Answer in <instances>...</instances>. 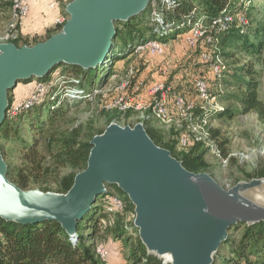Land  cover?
<instances>
[{
  "label": "water",
  "instance_id": "water-1",
  "mask_svg": "<svg viewBox=\"0 0 264 264\" xmlns=\"http://www.w3.org/2000/svg\"><path fill=\"white\" fill-rule=\"evenodd\" d=\"M151 0H73L62 30L33 46L0 44V127L9 92L65 65L83 71L102 65L117 39L118 23L141 15ZM87 168L65 194L23 190L10 181L0 147V217L24 226L55 221L75 236L98 198L117 186L135 206L134 226L148 253L171 264H214L238 224L264 223V179L225 190L208 173L188 171L159 147L143 123H112L91 140Z\"/></svg>",
  "mask_w": 264,
  "mask_h": 264
},
{
  "label": "trees",
  "instance_id": "trees-1",
  "mask_svg": "<svg viewBox=\"0 0 264 264\" xmlns=\"http://www.w3.org/2000/svg\"><path fill=\"white\" fill-rule=\"evenodd\" d=\"M166 1H159L158 10L164 22L160 33L155 32L150 4L149 8L141 15L128 22L116 25L117 39L106 61L97 69L83 71L75 66H60L64 67V74L79 79V83L76 86L79 90L86 93L87 99L93 94V89L97 88L100 84L102 75H105V78H112L119 71L123 70L124 66L132 60L134 47L138 44L150 40H158L164 44H168L172 39H176L179 36L183 37L184 34L189 32L192 25L209 24L214 19L228 14L236 16L244 15L248 19L249 24L247 26L235 24L227 31L212 32V36L217 39L214 47L220 50L216 56L222 59H233L239 51H246L248 57L259 56L261 53L262 46L256 45L249 35H247V30L250 26L249 11L251 0ZM7 5L10 7V4ZM65 16L69 17L67 13H65ZM262 20L264 21V19ZM259 25L260 27L257 28V31L264 34L262 31L264 26L261 23ZM62 28L63 26H57L48 31L49 35L46 40L60 32ZM14 43L21 47L25 45L33 46L39 43V41L32 43L29 40L20 38ZM120 44L124 46L120 47ZM209 47L207 46V48ZM205 48L206 45L200 42L194 49L202 52ZM238 64L241 65L242 62ZM234 66L226 65V69L222 71L221 75H215V77L219 86L222 87L225 84L227 88L235 89V92H220L216 94L210 88V85L209 91L212 95H216L227 101H233L240 107H224L222 110L203 113V115L210 119L216 116L233 119L234 116L239 114L256 113L260 120L264 121V101L260 98L262 72L256 70L259 63L256 60H249L239 67ZM58 68L45 78H34L22 83L26 85L30 83L49 85L52 82V75ZM184 84L185 81L177 85V89H182V94L186 98L192 99L193 95L187 89L188 85ZM91 87L92 89H90ZM215 88L217 90V86ZM14 90L9 92L11 106L7 113V118L0 127V147L9 167L8 177L10 181L23 190L40 189L44 192L67 193L72 188L76 175L87 168L88 159L93 147L91 140L94 136L87 139H79L80 133L76 132L72 135L74 137H64L61 140L56 139L54 141L52 139L48 140L49 148L54 149L55 147L56 149L55 151H49L50 160L57 163L58 169L70 170L68 174L59 177L61 175H56L52 172V166L48 163L49 158L41 150L40 140L43 139L47 130L54 129L63 121L67 114L66 106L70 104V100L65 98L60 88L51 86L48 92L40 96L37 103L29 107H25V104L30 96L23 98L19 103L21 108L18 113L12 115L11 108L15 100L12 97ZM34 91L35 86L31 93ZM74 102H78V100ZM40 107L43 108L42 115L39 116L38 114L35 119H32V112H39L37 108ZM115 114L121 116L119 113L115 112ZM127 114L130 115L131 112ZM18 121L27 125L33 137L30 143L23 144L26 151L23 165L15 168L9 163L7 152L1 144L2 142H9L14 133L18 134L14 129L15 123ZM143 124L148 135L156 145L171 151L172 155L181 161L188 171L194 173L206 172L209 166L204 159L206 149L203 150L204 146L202 144H195L189 146L188 149H182L179 146L182 136L181 131L174 133L166 141L157 132L148 129L145 123ZM36 133L40 138L36 136ZM217 135V131H212L213 139ZM226 146V140L218 143L220 154L223 158H227L229 155ZM52 175L59 177V180L53 183L57 186L55 190H52L53 188H51L50 183L47 181ZM114 194L122 197L125 207L123 210L109 212L108 206L111 204ZM130 215L135 216V206L121 189L113 186L108 187V193L100 196L92 210L86 215L83 221L87 223L86 234L80 228L83 222L79 224L77 233L73 237L68 235L61 224L55 221L24 226L9 222L0 217V264H102L95 253V242L100 239L102 231L109 229L115 239L125 242L124 248L127 249L125 253L126 264H164L162 259L148 253L139 237L138 229L134 226L135 217L132 219ZM128 217L131 219L129 225H126L125 220ZM236 234H240L239 238H236ZM226 248L230 253L229 257L222 255V252ZM109 263L111 264L110 260ZM214 264H264V223L251 226L246 224L234 226L230 230L228 240L223 243L219 252L215 255Z\"/></svg>",
  "mask_w": 264,
  "mask_h": 264
},
{
  "label": "rangeland",
  "instance_id": "rangeland-1",
  "mask_svg": "<svg viewBox=\"0 0 264 264\" xmlns=\"http://www.w3.org/2000/svg\"><path fill=\"white\" fill-rule=\"evenodd\" d=\"M73 0H43V4L47 3L49 5L55 3L57 5L58 14L60 16H65L67 5ZM250 26L247 30V35L256 45H261V53L259 56L248 57L246 51L237 52L236 56L232 59H222L227 66L239 67L245 61L256 60L259 63V66L256 70L262 72L260 79V98L264 101V34H261L257 31V28L260 27V23L264 26V0H251L250 8ZM11 9L7 4H4L0 0V34L3 32L7 23L10 20ZM263 21V22H262ZM54 27H57L54 24ZM53 29V28H52ZM264 32V27L262 28ZM47 34L41 39H24L29 40L34 43L36 41H43L48 38ZM123 44H120V47H123ZM211 52L213 62L217 59L216 54L218 53L219 48L209 47ZM239 65L238 63H241ZM212 62L205 63L201 60V52L198 49L190 48L187 46L184 38L179 36L176 39H172L168 42L166 51L161 56H152L149 54L145 55H133L132 60L129 61L127 65L124 66L123 70L119 71L112 78H105V75H102V80L97 88H94L93 98H86V93L81 96L74 95L73 93L64 90V87L74 86L75 84L66 83L64 84L60 81L61 75H66L64 67L58 68L52 79H56L59 82L55 83V87L60 88L62 94L65 98L70 100V104L66 106L67 114L63 121H61L54 129L47 130L44 134L43 139L40 140V146L43 153L47 155L48 163L52 166V172L56 175H66L70 172L68 169H58L57 163L50 160L51 150H56L49 148L48 140L52 141L59 139L61 140L64 137H71L74 133H80L79 139H87L91 136H97L103 134L110 124L116 123L120 126H134L139 122L145 123L148 129H152L154 132H157L158 135L162 136L164 139L169 140L170 137L178 129H167L159 121L155 120L151 114L146 113L144 118H140L137 112H131L130 115L125 114L118 116L114 112H107L104 110L105 106L109 101L117 95V86L120 84L123 77L126 75V70L129 66H135L138 70L139 76L145 79L146 83H153L157 81H165L173 85L177 89V85L185 81L184 85H188L187 89L193 95L192 99H196L197 91L194 85V78H202L207 81L210 85V88L213 89L214 93L218 94L220 92L224 93H234L235 89L227 88L224 85L219 86L218 81L212 70ZM121 65V64H120ZM121 67V66H120ZM230 80V79H228ZM227 80V81H228ZM188 83V84H187ZM34 84H23L20 83L15 88L12 97L15 99L13 101L14 105L20 103V101L27 97L32 96ZM217 86V90L216 87ZM92 89V87L90 88ZM182 93V89L179 90ZM77 96V97H74ZM78 102H74L77 101ZM219 103L225 107H240L237 103L233 101H227L218 97ZM74 102V103H73ZM38 111H33L31 118L35 119L36 116L42 115L43 108H37ZM141 120V121H140ZM212 130L217 131L218 135L214 137V142L217 147L218 143L221 141H227V151L229 161L226 163L225 158L217 156L213 153V147L204 146L205 150L204 159L208 164V169L206 172L212 176L225 190H230L240 182H250L253 179H264V121L260 120L259 116L256 113L249 114H239L231 118H220L215 117L211 119ZM14 129L18 134L14 133L11 136L9 142H2L1 145L4 146V149L7 152V158L12 167L19 168L23 165L25 158V149L23 144L30 143L32 141V134L28 130L27 125L23 122H16ZM38 138L39 135L36 133ZM74 137V136H72ZM93 137V138H94ZM24 141V142H23ZM55 146V145H54ZM180 148V147H179ZM220 151V150H219ZM58 176H51L47 181L50 183L52 190L56 189V181L59 180ZM54 192V191H52ZM117 192V190H116ZM260 201L264 195L257 194L252 195ZM130 217L133 219L135 216ZM130 217L125 220V224L129 225ZM80 228L84 234L87 233V223L83 222L80 225ZM234 235V234H233ZM240 234H236V238H239ZM109 242H114L117 247L118 254L120 257L122 255L125 259V253L127 249L124 248V241L115 239L114 235L111 234L110 229L102 231L100 239L95 243H104L109 250V260L111 257V248ZM222 255L229 257L230 253L227 248L222 252ZM163 260L170 261L169 258L165 257Z\"/></svg>",
  "mask_w": 264,
  "mask_h": 264
},
{
  "label": "built area",
  "instance_id": "built-area-1",
  "mask_svg": "<svg viewBox=\"0 0 264 264\" xmlns=\"http://www.w3.org/2000/svg\"><path fill=\"white\" fill-rule=\"evenodd\" d=\"M160 0H151V18L155 24V32L160 33V29L164 22L158 10ZM4 4H10L11 15L10 20L0 34L1 43H14L22 37L21 23L30 13V0H2ZM163 2H167L163 0ZM50 7L55 9L57 5L51 4ZM68 17L58 16L54 20L56 26H64ZM235 24L239 26H247L248 19L244 15L228 14L211 21L209 24H196L183 35L187 46L196 48L200 42L206 45L201 52V60L205 63L212 62V70L214 75L220 76L222 71L226 69L224 61L217 57L214 60L207 46L214 47L217 39L212 36V32H224L233 27ZM167 44L158 40H150L145 43L138 44L134 47L132 55L149 54L152 56H161L165 53ZM53 76V75H52ZM60 81L64 84H75L74 86H65L64 90L77 95H83L84 92L76 86L79 79L67 75H61ZM59 80L52 79L49 85L35 83V91L29 98L25 107H29L37 103L40 96L48 92L51 86ZM194 85L197 91L196 99H188L179 92L173 85L165 81H157L146 83L138 74L135 66H129L126 70L125 77L122 78L117 86V95L112 98L105 106L107 112H116L125 115L129 112H137L140 118H144L146 113L159 121L167 129H178L182 132L179 146L182 149H188L189 146L202 144L203 146L213 147V153L221 157L219 149H217L212 137L211 119L204 116L203 113H209L224 109L219 103L218 96L212 95L209 91V84L202 78H194ZM221 87V86H220ZM63 91V90H62ZM64 92V91H63ZM74 96V97H77ZM93 94L89 97L93 98ZM21 108L20 104L13 105L11 114L16 115ZM141 121V120H140ZM142 123V122H139ZM222 158V157H221ZM230 157L224 159L227 163ZM223 159V158H222ZM125 202L118 194L112 196L111 204L108 206L109 212L123 210ZM95 253L102 264L109 263V250L104 243H95ZM163 260V259H162ZM164 264H171L170 261L163 260Z\"/></svg>",
  "mask_w": 264,
  "mask_h": 264
},
{
  "label": "crops",
  "instance_id": "crops-1",
  "mask_svg": "<svg viewBox=\"0 0 264 264\" xmlns=\"http://www.w3.org/2000/svg\"><path fill=\"white\" fill-rule=\"evenodd\" d=\"M58 16L57 8L52 9L50 5L48 7L47 3L43 4V0H30V13L21 23L22 37L24 39H41V37H45L48 31L54 28V20ZM109 244L112 252L110 257L111 264H126L122 255L120 257L117 256V244L114 242H109Z\"/></svg>",
  "mask_w": 264,
  "mask_h": 264
}]
</instances>
